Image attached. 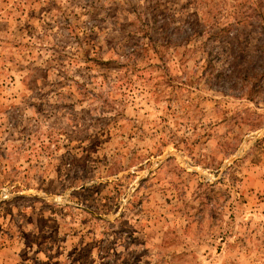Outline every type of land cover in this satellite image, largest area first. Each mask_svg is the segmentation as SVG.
<instances>
[{
  "label": "rangeland",
  "instance_id": "374dc122",
  "mask_svg": "<svg viewBox=\"0 0 264 264\" xmlns=\"http://www.w3.org/2000/svg\"><path fill=\"white\" fill-rule=\"evenodd\" d=\"M0 264H264V0H0Z\"/></svg>",
  "mask_w": 264,
  "mask_h": 264
},
{
  "label": "water",
  "instance_id": "95a60500",
  "mask_svg": "<svg viewBox=\"0 0 264 264\" xmlns=\"http://www.w3.org/2000/svg\"><path fill=\"white\" fill-rule=\"evenodd\" d=\"M91 213L94 214V215H96V216H98V217H101V218H104L105 217V216L97 215L96 213H94L92 211H91Z\"/></svg>",
  "mask_w": 264,
  "mask_h": 264
}]
</instances>
